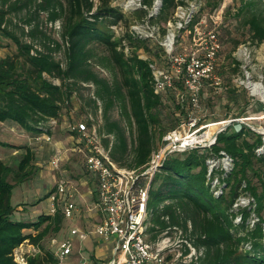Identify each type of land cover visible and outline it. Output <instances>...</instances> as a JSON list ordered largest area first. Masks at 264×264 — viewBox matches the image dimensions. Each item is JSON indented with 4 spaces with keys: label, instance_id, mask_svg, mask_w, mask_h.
I'll return each mask as SVG.
<instances>
[{
    "label": "trees",
    "instance_id": "16d2710c",
    "mask_svg": "<svg viewBox=\"0 0 264 264\" xmlns=\"http://www.w3.org/2000/svg\"><path fill=\"white\" fill-rule=\"evenodd\" d=\"M176 5V0H164L162 12ZM24 11L28 15L23 23L32 27L26 36L37 38L43 34L40 17L45 13L51 22L61 21L60 41L44 42L47 51L20 41L9 28L13 23L11 14ZM124 15L113 0H99L98 5L91 0H0V30L17 46L14 53L0 59V122L17 124L39 136L50 134L54 121H65L78 91L94 86V97L87 102L90 111L82 108L96 118V124L89 121L88 125L97 126L116 164L127 169L148 167L166 134L185 121V109L191 104H181L177 99V91L183 88L180 82L163 95L155 94L149 63L136 52L149 48L148 42L129 34L117 37L112 29L120 23L130 27L132 22L129 25ZM244 19L252 39L264 43V11L245 14ZM124 40L132 47L129 53L125 52ZM56 49H63L64 62L54 57ZM99 49L105 52L100 59ZM100 63L112 74L111 79L96 70ZM229 68L237 73L240 63L234 60ZM227 91L228 107L233 104L241 110L232 118L249 117L247 92L238 88ZM116 109L118 116L114 115ZM7 146L11 145L0 139V147ZM259 147L264 148L261 133L245 124L239 129L230 124L210 147L189 148L169 156L150 185L149 240L156 242L168 230L172 235L176 227L188 234L187 239L201 252L200 264H264V153L257 154ZM22 148L26 152L15 171L0 160V264H18L13 252L24 242L41 249L38 255L28 257L27 264H59L42 241L63 218L62 209L55 217L42 215L37 221L14 218L17 208L11 202L12 191L34 173V152L28 145ZM224 155L232 161V169L215 168L209 175L208 160ZM11 173L13 184L8 181ZM215 179L219 182L217 188L213 186ZM243 194L256 203L253 211L259 221L253 226L248 222V208L233 207ZM238 215H242L240 223L235 222Z\"/></svg>",
    "mask_w": 264,
    "mask_h": 264
},
{
    "label": "rangeland",
    "instance_id": "374dc122",
    "mask_svg": "<svg viewBox=\"0 0 264 264\" xmlns=\"http://www.w3.org/2000/svg\"><path fill=\"white\" fill-rule=\"evenodd\" d=\"M113 5L119 7L120 2L119 5H117L114 0ZM262 11H264V0H203V7L194 18L195 25L193 27L195 28L197 26L201 34L197 35L194 40L193 34L186 32L185 36L181 37V49L179 52L199 50L198 52L201 54L203 52L201 49L204 44L203 39L206 37V33L211 30L217 32L222 42V50L218 57L217 74L222 77V82L220 85L215 84L214 81L205 82L201 93L199 110H191L189 106V108L185 109L186 113L183 116L186 123H188L191 114L193 116H198L201 119L199 124L193 128H191L189 124L182 127L180 125V128L177 130L178 135L200 136L203 140L210 138L209 135L211 133H216L224 124L233 119L232 117L234 114H239L241 110L233 104H230V107H228V88H238L242 93L247 92V98L250 102L248 105V114L250 116L245 117V119H247L244 124L251 129L255 128L261 132L264 131V97L261 100L253 97L249 89V85L254 86L256 84H261L264 88V43L257 44L252 39L251 34H249L244 24L245 14L249 15L252 14V12L260 13ZM27 15L25 11L19 14H11L13 23L9 30L14 32L20 41L32 43L43 51H47L44 42L53 43V40L60 41L61 21L55 23L51 22L45 13L40 17L42 33L45 36L41 33H39L40 36L37 38L26 36L27 32L32 28L23 23ZM143 15L144 12L136 11L127 13L124 16L129 21L130 25L133 20L140 19ZM173 16L174 9H170L167 12H162L155 20L161 28L162 35L166 33L169 20L173 18ZM122 25L124 27L128 26L125 23ZM33 26H35V23ZM23 27L25 28V35L22 34ZM2 34L3 31L0 30V59L14 53L17 49L13 40L4 37ZM148 45L149 48L137 49V54L146 56L151 62L156 63L161 68L169 67L168 62L164 59L162 49L159 48L158 42H148ZM53 54L56 60L64 62L65 57L63 49H56L53 51ZM97 54L99 59L105 56V52H103L102 49H99ZM234 60L240 63V71L237 73H234V71L229 68ZM95 68L102 76L108 79L112 78V74L108 71L107 67L101 65V63L96 65ZM221 71L223 72V76L221 75ZM53 82L56 84L60 83L57 79H53ZM89 87L90 88L78 91V94L72 98V106H70V110H68L65 115V121L61 120L58 124H54L52 132L48 134V136L52 138L51 141H47L44 135L39 136L28 133L17 124L0 122V139L11 145L5 148L0 147L1 161L15 171L26 152L22 148L24 145H28L35 155L34 173L21 184L16 185L12 191L11 202L13 206L17 208L14 215L16 220L29 222L37 221L40 216L50 214L51 205L46 196L62 178L74 182L76 184L75 186L78 188L77 190H79L75 197L72 198L73 202L78 207V212L72 219H68L63 216V211L61 210L60 212H62L63 218L59 219L57 225L54 224L51 232L42 241L45 250L54 252L59 242L68 237L73 239L74 249L61 264H77L81 258L95 261V264H105L108 263L113 256L112 248L114 243H103V241L93 236L89 237L87 240H82L80 235H71V231L75 228L88 232L97 220L94 214L95 211L93 210L96 184L94 180L91 181V176L88 177L89 173L87 174L85 169L83 155L73 150L75 136L69 135L67 126L70 123L80 121H93L94 124H96L97 121L95 116L88 115L82 110V108H86V110L90 111V106L87 102L90 96L94 97L95 87ZM114 115H119L118 109L114 111ZM98 120L100 122V117H98ZM232 124L233 127L237 129H239L241 125H244L241 122H234ZM185 139L186 138H184L182 142H185ZM178 144L179 143H176L174 145ZM163 145L164 144H162L161 147ZM172 147L173 146L168 147L166 151L171 150ZM59 151L63 154L64 159L60 168L54 170L50 167L49 163L51 158ZM157 154H155L154 157H156ZM207 164L209 167L212 163L208 162ZM8 181L12 184L15 183L13 173L8 175ZM83 183H85L84 186L82 185ZM218 186L219 185H216L215 187ZM89 191H91V194H88ZM243 196H246L245 198L250 197H247L248 195L246 194H243ZM70 200V198L59 200L57 203L58 209H62L64 203ZM255 214L259 216L257 212ZM55 215L51 216L55 217ZM251 219H249L250 222H252ZM29 230L34 229H27L26 232H30ZM187 236L188 234H185L180 228L179 230H173L170 239L165 241L163 245L168 246V254H171L170 257L172 259H176L175 263L200 264L199 257L201 256V252L193 246V243L190 239H187ZM164 237V234H162L158 240L160 241ZM24 249L26 250L27 247H24ZM187 249H189V252L185 254ZM100 251H106V255L99 254ZM102 257H105V259H102Z\"/></svg>",
    "mask_w": 264,
    "mask_h": 264
},
{
    "label": "built area",
    "instance_id": "2783aa9c",
    "mask_svg": "<svg viewBox=\"0 0 264 264\" xmlns=\"http://www.w3.org/2000/svg\"><path fill=\"white\" fill-rule=\"evenodd\" d=\"M96 5L99 0H91ZM120 6L123 13L144 12L140 19L133 20L130 27H124L121 23L113 26L117 37L129 34L140 40L147 42L157 41L159 48L164 53V59L168 62L169 67L161 68L156 63L151 62L146 56H138L148 61L149 68L153 74L154 92L157 95H163L168 90L176 88L177 82L182 83V90L177 91V99L181 104L190 102L192 109L199 110L200 98L205 82L214 81L220 85L222 77L217 74L218 57L222 50V42L217 32L211 30L206 33L203 39V52L199 50L191 52H179L181 49V37L186 32H190L195 37L201 32L196 26L194 18L203 7V0H176L177 5L174 9V16L169 20L166 33L162 35L161 28L155 20L161 15L164 0H152L150 3L144 0H115ZM114 2V0H113ZM190 27V29H189ZM125 52L129 53L132 49L126 40L123 41ZM250 93L253 97L260 100L264 97V88L253 87L249 85ZM247 119V118H246ZM245 117L232 119V123H245ZM201 119L198 116H189V121H184L181 127L189 124L191 128L196 127ZM56 123L55 121L53 122ZM231 123V124H232ZM72 136H75L73 150L82 154L86 171L96 179L98 184V198L95 203L96 223L91 230L84 231L75 228L71 231L72 236L80 235L82 240H87L93 236L103 241V243H114L112 248V259L105 264H178L176 259H168L171 254L165 241L170 239L168 231L164 233V238L157 242L149 240V229L151 226L150 215L148 210L150 198V185L153 176L159 171L161 164L174 152H183L189 148L213 145L217 138L203 140L200 136H183L178 135L177 130L166 134L163 139V146L154 153L151 163L148 167L141 169H127L116 164L110 157L109 150L102 143L101 136L97 132V126L90 127L87 121L74 122L67 125ZM222 128V127H221ZM220 128V129H221ZM219 129V130H220ZM254 131L261 133L264 139V131L261 132L253 128ZM47 141L52 138L48 134L44 135ZM186 138L188 141L182 142ZM175 140V141H172ZM179 143L178 145H174ZM173 146L171 150L166 151L168 147ZM257 154H263L264 148L256 149ZM158 153V154H157ZM156 155V157H154ZM63 154L57 152L50 160V167L58 170L63 161ZM208 162L212 163L209 167V175L214 168L229 171L232 169V161L226 155L221 158H211ZM218 166V167H215ZM219 185L217 179L214 180L213 186ZM217 188V187H216ZM220 190H217L218 193ZM77 188L75 183L62 178L54 190L49 194L47 200L51 205L50 215L58 212L57 203L64 198H70L65 202L62 208L63 215L72 219L78 212L77 205L72 198L75 197ZM239 196L233 207L237 210L248 208L251 211V226L259 221L254 213L256 206L252 197ZM242 221V215L235 219L236 223ZM170 229V228H169ZM176 230L177 228L174 227ZM264 233V228H263ZM158 246V247H157ZM24 247H27L25 250ZM74 249L73 239L68 237L58 243L54 251L55 257L59 264L63 263ZM41 249L36 245L28 242L22 243L14 249L13 257L18 264H27L30 256L38 255ZM95 261L81 258L77 264H95Z\"/></svg>",
    "mask_w": 264,
    "mask_h": 264
},
{
    "label": "crops",
    "instance_id": "0c3cea01",
    "mask_svg": "<svg viewBox=\"0 0 264 264\" xmlns=\"http://www.w3.org/2000/svg\"><path fill=\"white\" fill-rule=\"evenodd\" d=\"M65 153H66V152H65ZM87 174H88V172H87ZM90 176H91V175L88 174V177H90ZM88 177H87V178H88ZM90 179H91V181L94 180V183L96 184V188H95V190H94V191H95V194H94V195H95V202L93 203V210L95 211L94 214H95V216H96L97 213H96V209H95V203H96L97 198H98V184H97V182H96V179H95L93 176H91ZM90 179H89V180H90ZM75 185H76V184H75ZM82 185L84 186L85 183H83ZM54 188H55V187H54ZM54 188H53V189H54ZM76 188H77V186H76ZM77 189H78V188H77ZM78 191H79V190H77V192H78ZM76 194H77V193H76ZM88 194H91V191H89ZM29 231H30V232H35L34 230H29ZM106 251H107V250H106ZM106 251H103V252L100 251L99 254H105V255H106V253H105ZM102 259H105V257H102Z\"/></svg>",
    "mask_w": 264,
    "mask_h": 264
},
{
    "label": "water",
    "instance_id": "95a60500",
    "mask_svg": "<svg viewBox=\"0 0 264 264\" xmlns=\"http://www.w3.org/2000/svg\"><path fill=\"white\" fill-rule=\"evenodd\" d=\"M233 121L232 120H230V121H228L226 124H224L223 126H222V128L220 129V130H218L216 133H214V136H213V138H217V136H218V134L220 133V132H222V131H224V130H226L229 126H230V124L232 123ZM264 133V132H263Z\"/></svg>",
    "mask_w": 264,
    "mask_h": 264
},
{
    "label": "bare ground",
    "instance_id": "6f19581e",
    "mask_svg": "<svg viewBox=\"0 0 264 264\" xmlns=\"http://www.w3.org/2000/svg\"><path fill=\"white\" fill-rule=\"evenodd\" d=\"M253 87H258L259 89L262 87V85L261 84H256V85H254ZM262 89V88H261ZM213 135V133H211L210 135H209V137L210 136H212ZM188 140L187 139H185V142H187Z\"/></svg>",
    "mask_w": 264,
    "mask_h": 264
}]
</instances>
